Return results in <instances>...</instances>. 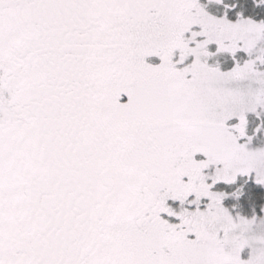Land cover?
Returning <instances> with one entry per match:
<instances>
[{
	"label": "snow or ice",
	"instance_id": "1",
	"mask_svg": "<svg viewBox=\"0 0 264 264\" xmlns=\"http://www.w3.org/2000/svg\"><path fill=\"white\" fill-rule=\"evenodd\" d=\"M0 264H264V0H0Z\"/></svg>",
	"mask_w": 264,
	"mask_h": 264
}]
</instances>
